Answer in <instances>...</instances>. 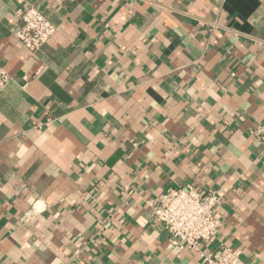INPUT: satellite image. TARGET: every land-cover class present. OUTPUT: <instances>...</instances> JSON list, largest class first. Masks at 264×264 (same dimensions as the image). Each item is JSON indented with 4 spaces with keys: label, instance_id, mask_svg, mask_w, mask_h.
Returning <instances> with one entry per match:
<instances>
[{
    "label": "crops",
    "instance_id": "1",
    "mask_svg": "<svg viewBox=\"0 0 264 264\" xmlns=\"http://www.w3.org/2000/svg\"><path fill=\"white\" fill-rule=\"evenodd\" d=\"M0 67V264H205L148 204L187 185L264 264V0H0Z\"/></svg>",
    "mask_w": 264,
    "mask_h": 264
},
{
    "label": "built area",
    "instance_id": "2",
    "mask_svg": "<svg viewBox=\"0 0 264 264\" xmlns=\"http://www.w3.org/2000/svg\"><path fill=\"white\" fill-rule=\"evenodd\" d=\"M20 23L15 37L30 51L40 49L57 32V27L34 6L21 10ZM9 81V75L0 67V90ZM254 134L264 144V130L257 129ZM223 202L224 195L219 190L200 191L187 185L169 188L159 197L149 200L148 204L156 221L167 229L169 246L198 252L205 264H246L239 248L220 246L209 253L202 249L222 228V221L216 213Z\"/></svg>",
    "mask_w": 264,
    "mask_h": 264
}]
</instances>
